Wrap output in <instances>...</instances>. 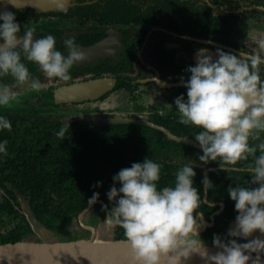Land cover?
<instances>
[{"label":"clouds","instance_id":"obj_1","mask_svg":"<svg viewBox=\"0 0 264 264\" xmlns=\"http://www.w3.org/2000/svg\"><path fill=\"white\" fill-rule=\"evenodd\" d=\"M56 3L67 11L62 0ZM208 6H215L213 0ZM64 43L66 52L56 47L53 34L39 35L35 26L22 29L14 11L0 10V107L10 108L24 91L43 88L26 61L37 64L48 78L71 80L70 69L86 54L74 38ZM259 43L262 51L237 54L217 48L215 57L205 54L210 53L206 47L199 48L196 63L187 66L188 77H181L186 96L180 93L174 101L180 122L200 129L194 138L201 149L199 162H217L230 172L239 162L249 161V185L234 183L227 188L235 202L234 225L213 233L215 250L209 248L201 235L208 227L201 205L214 207L207 198L214 182L205 175L203 191L196 185V159L187 157L175 183L164 186L158 183L160 162L151 157L133 161L113 175L106 192L111 207L102 208L105 222L123 229L138 264H188L194 255L204 264H254L253 253L264 254V41ZM12 127L8 116L0 114V132ZM70 127L71 120H66L54 134L65 138ZM7 144L6 138L0 140V154L7 155ZM102 185L97 180L94 187ZM99 198L100 192L94 191L90 205Z\"/></svg>","mask_w":264,"mask_h":264},{"label":"flooded vegetation","instance_id":"obj_2","mask_svg":"<svg viewBox=\"0 0 264 264\" xmlns=\"http://www.w3.org/2000/svg\"><path fill=\"white\" fill-rule=\"evenodd\" d=\"M237 2L240 3L239 7H235ZM260 2L261 0L256 2L213 0L215 6H208V0H71V4L66 7V12L61 9L45 12H37L28 7L17 9L14 12L17 19L21 21L22 29L25 26H35L39 35L53 34L57 38L56 47L62 52L67 51L64 43L66 38H74L82 50L102 45L105 41L107 43L104 48L102 47L101 55L75 63L70 69L72 79L69 81L48 78L37 64L26 61L30 71L43 81V88L40 91L27 90L23 93H41V95L37 96L38 99L36 96H31L10 109H15L16 115L22 119L24 117L38 120L58 119L63 123L71 120L72 116L105 115L127 118L132 122L88 123L71 120V124L91 128L95 134L100 131V128L109 126L108 131L113 136L119 135L120 128L116 126L142 125L162 133V135H152L156 137L155 140L163 139L182 143L157 127L162 126L173 135L195 141L189 134H178L176 131L180 122V114L174 101L176 96L184 93L182 90L184 86H178L176 83L181 82L182 76L188 77L187 66L196 63L197 50L201 47L209 50L210 53L205 54H211L214 57L217 48L232 51L217 43L246 53L257 52L256 49H249L245 42L234 40L232 34L238 24V12L255 9V7V10L261 12L264 10V5ZM84 11H87L89 15L92 12L93 16H87ZM104 13H110V15L104 16ZM209 13L213 17L222 18L230 15L231 32L226 36L224 28L221 27L225 23L223 21L218 24L214 22L216 25L214 28L218 31L215 36L224 37L228 42L201 36L195 32L209 29L205 21L206 17L210 16ZM261 13L264 15L263 12ZM263 76L264 72H262ZM105 78L115 83L108 91L95 98L74 103H51L47 100V94L57 93L64 86ZM107 99L111 103L103 107L101 104ZM62 106L63 109H58ZM6 109L0 108V111ZM68 114L70 117L66 118ZM141 121H146L148 124H142ZM252 143H258V141H252ZM163 145L173 146V148L168 150V153L155 152L154 158L164 161H174L177 158L186 160L185 150L182 152L177 150V145L173 143L167 142ZM197 148L200 149V147ZM210 163H198V166L203 168L204 176L219 168ZM236 169L246 171V167H236ZM166 172L175 173L176 170ZM225 194L222 199L215 202L214 205H219V209L211 214V219H206L204 215L207 222L214 224L215 216L224 211L226 207L224 199L228 198H225ZM99 203L107 204L103 199H99L92 205L89 203L73 223L78 224L88 210L92 209L96 212L95 206ZM232 203L235 202L232 201ZM80 227L82 229L81 225ZM115 228L116 226H113V232ZM97 232L96 229V237H98ZM202 234L204 235V230Z\"/></svg>","mask_w":264,"mask_h":264},{"label":"trees","instance_id":"obj_3","mask_svg":"<svg viewBox=\"0 0 264 264\" xmlns=\"http://www.w3.org/2000/svg\"><path fill=\"white\" fill-rule=\"evenodd\" d=\"M239 6L240 3L237 2L235 7ZM84 12L89 17L93 16L92 12L91 15L87 11ZM261 12L264 13V10ZM209 14L205 20L209 29L195 32L201 36L228 42L224 37L215 36L218 31L214 28L216 26L214 22L225 23L221 27L224 28L226 36L231 32L230 15L222 18ZM109 15L110 13H104V16ZM182 90L186 93L185 87ZM47 100L58 103L57 93L47 94ZM0 114L8 116L13 125L11 131L0 132V140L6 138L8 141L7 155L0 154V243L24 240L41 227L63 230L65 224L72 225L74 219L87 207L88 198L94 191H99V199L105 200L111 207L106 192L113 184L112 177L121 168L131 166L133 161L151 157L160 162L162 165L161 180L158 182L160 186L174 184L178 169L188 162V158L196 159L200 163L197 154L201 149L162 138L155 140L156 137L152 135L162 133L142 125L116 126L120 128L119 135L113 136L108 131L109 126L100 128L95 134L91 128L71 124L65 138H60L54 133L64 123L58 119L38 120L32 117L22 119L16 115L15 109L11 110L8 107L0 111ZM199 130L197 126L184 125L181 122L176 128L178 134H189L193 138ZM167 142L177 145V150L181 152L185 150L188 158L186 157L185 161L181 158L174 161L154 158L155 152L168 153V150H172L173 146L163 145ZM160 144L162 146H158ZM248 162L241 161L236 167H246ZM210 164L218 166L217 162ZM173 169L176 170L175 173L166 172ZM196 171V185L203 191L201 184L203 168L198 166ZM250 175L251 173L239 169L226 172L217 168L210 171L207 176L214 184L207 192L208 200L216 202L222 199L229 184L249 185ZM97 180H102L103 185L94 187ZM224 200L226 202L224 211L216 215L214 224L208 225L204 230V237L207 239L212 238L213 233H224L235 221L233 200L229 198ZM102 205L97 204L95 210L104 219L106 212ZM217 209L219 205L214 207L210 203L201 205V211L208 220ZM114 238L127 239L120 226H116ZM260 256L264 257V254Z\"/></svg>","mask_w":264,"mask_h":264},{"label":"water","instance_id":"obj_4","mask_svg":"<svg viewBox=\"0 0 264 264\" xmlns=\"http://www.w3.org/2000/svg\"><path fill=\"white\" fill-rule=\"evenodd\" d=\"M65 7L71 4V0H62ZM33 8L37 12H45L51 10H60L56 0H0V10L8 8L15 11L20 8ZM219 46L230 49L234 52L246 53L239 49L230 47L225 44L217 43ZM96 81L100 82L96 86H92ZM114 81L110 79H95L84 82L81 85L90 86L87 91H79V84L64 86L57 91V99L59 103L78 102L95 98L108 91L114 85ZM95 85V84H94ZM178 86H184L181 82L176 83ZM73 121H82L88 123H113V122H132L127 118L111 117L105 115H87L72 116ZM142 124H148L141 121ZM156 127V126H155ZM167 132L171 138L190 145L198 146V143L186 137L173 135L169 130L162 126H157ZM212 225L213 222H207ZM234 225V221L231 227ZM41 234L46 232H54L55 230L41 227ZM36 230L38 233L40 230ZM96 235V229H94ZM50 234V233H49ZM51 240H32L26 237L24 240L14 243H0V264H138L135 260L132 246L127 239H115L112 231L111 237L108 239H100L95 235L91 238H79L76 240H60L55 234ZM50 235V236H51ZM210 249L215 250L212 245H208ZM254 264H264V257H257L253 254ZM188 264H204V261L198 255H194Z\"/></svg>","mask_w":264,"mask_h":264},{"label":"rangeland","instance_id":"obj_5","mask_svg":"<svg viewBox=\"0 0 264 264\" xmlns=\"http://www.w3.org/2000/svg\"><path fill=\"white\" fill-rule=\"evenodd\" d=\"M226 1V0H224ZM236 1V0H232ZM245 2V0H241ZM252 2H256L257 0H250ZM262 4L264 5V0H261ZM245 4V3H244ZM254 5V4H253ZM251 6V5H249ZM256 9V7H255ZM255 9H245L238 12V20H237V26L234 29V32L232 34V38L234 40H237L239 42L243 41L246 43L247 47L249 49H256V51L261 50L260 43L261 41H264V15L255 10ZM241 42V43H243ZM244 43V44H245ZM245 45V46H246ZM41 93H22L20 97L19 103H13L14 107L15 105L21 104L23 100L31 97V96H40ZM38 99V98H37ZM111 101L106 100V102L102 103L101 105L103 107H107ZM0 108H7V107H0ZM58 109H63L62 107H59ZM69 114L66 118H69ZM1 194V193H0ZM228 197V192L225 194V198ZM77 222L73 223L72 225L65 224L63 226V230L60 228H56L54 232H46V235H49V237H46L41 234V230L38 233H33L29 236L32 240H51V238H54L55 234L57 238L60 240H76L75 238H91L95 235L94 229H97V238L100 239H108L112 235V228L113 226H109L105 220L101 219L99 215L91 210H88L84 216L80 219L78 224L82 226V229L80 225L76 224ZM51 235V236H50ZM202 237L206 240L208 245H212V238H205L204 235L201 233Z\"/></svg>","mask_w":264,"mask_h":264},{"label":"bare ground","instance_id":"obj_6","mask_svg":"<svg viewBox=\"0 0 264 264\" xmlns=\"http://www.w3.org/2000/svg\"><path fill=\"white\" fill-rule=\"evenodd\" d=\"M107 42L105 41L102 45H99V46H96V47H93V48H88V49H85V50H83L84 52H85V54H86V57L83 59V60H85V59H87V58H92V57H96V56H98V55H101L102 54V47L104 48L105 46V44H106ZM100 82H98V81H96L94 84H92V86H96V84H99ZM79 86L80 87H78L79 88V91H87L89 88H90V86H83V85H81V84H79Z\"/></svg>","mask_w":264,"mask_h":264}]
</instances>
